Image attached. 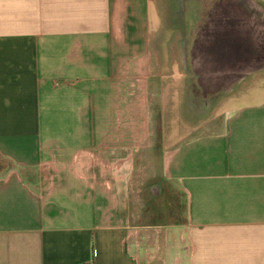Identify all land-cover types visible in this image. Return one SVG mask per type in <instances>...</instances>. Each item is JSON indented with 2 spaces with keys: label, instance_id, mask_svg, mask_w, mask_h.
<instances>
[{
  "label": "crops",
  "instance_id": "crops-1",
  "mask_svg": "<svg viewBox=\"0 0 264 264\" xmlns=\"http://www.w3.org/2000/svg\"><path fill=\"white\" fill-rule=\"evenodd\" d=\"M152 13L0 0V264H264V93L164 150L184 222L137 225L139 104L170 83Z\"/></svg>",
  "mask_w": 264,
  "mask_h": 264
},
{
  "label": "rangeland",
  "instance_id": "rangeland-1",
  "mask_svg": "<svg viewBox=\"0 0 264 264\" xmlns=\"http://www.w3.org/2000/svg\"><path fill=\"white\" fill-rule=\"evenodd\" d=\"M153 3L157 8L159 16L157 17L160 20H157L156 13L154 15L152 13L151 20L155 22V25L157 22L160 23L155 35L157 38L152 44L153 51L156 56L170 57V83L164 94L165 102L161 101V94L154 91V94H149L146 104H139V122L142 123L141 128H138L139 133L149 140L139 146L141 151L137 164L143 170L138 173L136 180L138 189L141 191L137 194L138 202L135 201L136 204L132 212L141 217L137 225L160 226L163 230L171 233L169 226L180 225L184 222L185 204L183 195L171 188L172 185L165 183L163 179L158 167L161 155L184 134L195 135L207 130L204 125L211 118L223 114L226 107L261 99L264 93V72L254 74L253 77L243 82L236 92L223 97L212 111L201 118L187 104L188 76L183 71L181 64L180 45L183 31L180 26L178 9L172 0H153ZM147 107L148 109H146ZM121 128L123 133L129 129L126 126ZM209 129L210 131L216 130V126H211ZM172 135H174L173 139ZM26 177L28 181H31L38 179L39 175L29 173ZM152 185H157L156 187H160V189L162 187L163 192L160 196L155 197L150 193L149 188ZM163 235L161 240L164 243L166 236ZM169 240L176 242V235H169ZM186 248L188 254V247L186 246Z\"/></svg>",
  "mask_w": 264,
  "mask_h": 264
},
{
  "label": "water",
  "instance_id": "water-1",
  "mask_svg": "<svg viewBox=\"0 0 264 264\" xmlns=\"http://www.w3.org/2000/svg\"><path fill=\"white\" fill-rule=\"evenodd\" d=\"M172 1L183 31L187 104L203 118L219 100L264 72V6L256 0Z\"/></svg>",
  "mask_w": 264,
  "mask_h": 264
},
{
  "label": "flooded vegetation",
  "instance_id": "flooded-vegetation-1",
  "mask_svg": "<svg viewBox=\"0 0 264 264\" xmlns=\"http://www.w3.org/2000/svg\"><path fill=\"white\" fill-rule=\"evenodd\" d=\"M188 21V23L190 22L189 20H187ZM156 186L157 185H152V186H150V188H149V191H150V193L152 194V195H158V196H160L161 194H162V192H163V189H162V187H161V189H160V187H157L158 189H159V191H157L155 188H156ZM164 188V187H163Z\"/></svg>",
  "mask_w": 264,
  "mask_h": 264
},
{
  "label": "built area",
  "instance_id": "built-area-1",
  "mask_svg": "<svg viewBox=\"0 0 264 264\" xmlns=\"http://www.w3.org/2000/svg\"><path fill=\"white\" fill-rule=\"evenodd\" d=\"M93 257H95V254H93ZM88 264H94V261L91 260V262H89Z\"/></svg>",
  "mask_w": 264,
  "mask_h": 264
}]
</instances>
